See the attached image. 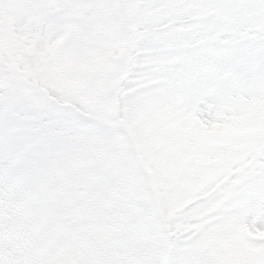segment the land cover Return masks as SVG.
<instances>
[{"label": "snow or ice", "instance_id": "obj_1", "mask_svg": "<svg viewBox=\"0 0 264 264\" xmlns=\"http://www.w3.org/2000/svg\"><path fill=\"white\" fill-rule=\"evenodd\" d=\"M0 264H264V0H0Z\"/></svg>", "mask_w": 264, "mask_h": 264}]
</instances>
